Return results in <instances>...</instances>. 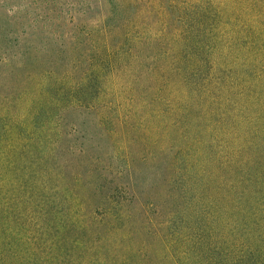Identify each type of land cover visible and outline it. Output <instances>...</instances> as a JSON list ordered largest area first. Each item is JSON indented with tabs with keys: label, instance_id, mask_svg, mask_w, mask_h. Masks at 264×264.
<instances>
[{
	"label": "rangeland",
	"instance_id": "obj_1",
	"mask_svg": "<svg viewBox=\"0 0 264 264\" xmlns=\"http://www.w3.org/2000/svg\"><path fill=\"white\" fill-rule=\"evenodd\" d=\"M186 1L59 0L63 19L0 0V196L21 215L42 200L32 247L49 255L33 264H177L192 238L223 237L237 203L254 208L239 162L264 147V3L225 2L223 42L190 61L174 37Z\"/></svg>",
	"mask_w": 264,
	"mask_h": 264
},
{
	"label": "trees",
	"instance_id": "obj_2",
	"mask_svg": "<svg viewBox=\"0 0 264 264\" xmlns=\"http://www.w3.org/2000/svg\"><path fill=\"white\" fill-rule=\"evenodd\" d=\"M44 1L51 3L57 16L63 19L65 13L71 11L73 8L72 3L69 7H61L58 5L59 0ZM109 1L114 2L116 0ZM173 1L175 0H170V3ZM228 1L233 3L232 7H239L240 1L244 0H193L192 3H190V1L182 3L181 7L183 6V13L187 12L191 14V19H188L190 18L189 16L184 18L179 17V22L182 23V25L181 29L176 32L174 37L177 39L178 43L182 45L184 59L187 58L188 60L191 59L190 61H198L197 57L193 59L191 55H202L204 48L208 53H211L223 42L224 24L222 28H219L218 22L223 21V17H225L223 5ZM248 1L254 3V5L258 4V7H260V5L262 6L264 3V0ZM114 9L117 10L116 8ZM252 9L258 12L254 15L258 18V21L260 19L264 20V11H262L261 8L257 9L254 7ZM185 20L188 21L185 22ZM227 20L230 21V19ZM193 38H195V40ZM8 40L9 39L3 37L0 44V61H6L8 57L9 47L7 45L11 41ZM186 42H190L189 46H192V49L187 47V44H185ZM47 44H44V48L40 49L44 56L48 55ZM76 44L77 41L74 39L71 42V46L75 47ZM115 48L116 45H106L104 51L114 55ZM90 87L91 84L88 86V84H83L79 82V80L74 83L75 89L94 93V91H91ZM96 93L99 92L96 91ZM97 95L94 93L93 96ZM33 105L34 107L43 106L42 104L35 105L34 102ZM41 112L39 114H41ZM40 139H43V137L41 136ZM28 144L19 145V150L24 151L25 145L28 146ZM38 145L39 143H37V146ZM263 148V145L259 142L251 143L246 147L245 153L243 156L241 155L239 162L242 166L240 170L242 174L239 177L240 185L244 187L248 185L253 186L252 192L255 195V199L252 203L254 207L252 211L249 213L247 212L248 215H246V207L240 202L237 203L238 219L229 220L225 223L223 237L207 244L201 243L200 239L192 238L191 241L189 240L190 243L187 242V246L191 248L188 250L190 254L186 252L183 257L178 255L177 264H264V168L261 166V163H264V156L260 155ZM251 149H254L255 155L249 154ZM253 166L254 170L251 171V167ZM230 184L229 188L232 189L234 183ZM241 190H243V188H241ZM241 190L238 189V191ZM32 196L35 197L36 194L33 193ZM4 199L6 198L0 196V264H10L11 262L14 264H33L39 262L45 252L48 254L46 247L44 248L41 244L39 248L32 247L33 243L38 238L43 240V235L46 233V228L43 223L44 213L38 210L39 205L41 206L42 204V200L36 201L33 207L25 213L26 215H21V211L17 214L12 211L10 202L8 199H6L5 202ZM12 214L16 218L15 224L20 226L18 232L21 241L15 240L17 237L13 235V233L17 232L12 231ZM18 218L19 224H17ZM22 226H24L23 231L20 229ZM8 227H10V229L5 230V228ZM9 238H11V241H5V239ZM11 248H13L12 253ZM4 252L8 253L10 260H6Z\"/></svg>",
	"mask_w": 264,
	"mask_h": 264
}]
</instances>
